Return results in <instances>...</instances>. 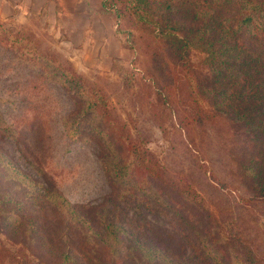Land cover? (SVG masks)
<instances>
[{
  "label": "rangeland",
  "instance_id": "rangeland-1",
  "mask_svg": "<svg viewBox=\"0 0 264 264\" xmlns=\"http://www.w3.org/2000/svg\"><path fill=\"white\" fill-rule=\"evenodd\" d=\"M32 4L3 8L0 1V115L9 128L0 132V154L10 166L6 179L0 168V199L10 200L0 203V264H58L65 246L81 262V234L75 244H47L52 253V246L62 249L53 258L10 228V217L47 211L32 205L44 188L69 202L83 230L99 228L103 208L113 212L123 244L129 232L140 233V242L189 254L181 238L188 228L182 232L183 220L175 216L183 213L228 261L264 264V196L240 163L248 138L198 91V80L208 75L204 55L192 49L185 61L168 57L164 73L154 66L163 40H154L153 29L141 26L131 10L120 19L99 0ZM62 72L88 87L87 98H103L97 116L82 117L86 97L68 90L57 75ZM170 183L199 194L197 212L164 196L170 207L154 204L151 190L160 196V185ZM207 213L211 218L203 222Z\"/></svg>",
  "mask_w": 264,
  "mask_h": 264
},
{
  "label": "trees",
  "instance_id": "trees-1",
  "mask_svg": "<svg viewBox=\"0 0 264 264\" xmlns=\"http://www.w3.org/2000/svg\"><path fill=\"white\" fill-rule=\"evenodd\" d=\"M105 6L116 8V17L120 19L131 10L141 26L148 25L153 29L154 40H163L162 54H154V66L164 73H168L170 67L168 57L185 61L192 49H198L204 55L208 75L198 80L197 89L202 95H208L217 112L248 138L240 163L253 190L259 196H264V0H101V7ZM38 57L51 65L45 55ZM57 75L70 92L86 97L84 91L88 87L79 82L74 74L62 72ZM104 105L106 102L100 96L86 97L82 117L91 119L97 116L96 107ZM8 130L0 115V132ZM99 134L101 132L98 131ZM9 167L5 157L0 154V168L5 173V179L10 173ZM114 170L121 168L115 167ZM114 170H111L113 182L118 184ZM129 171L127 168L123 174ZM156 179L163 184L159 178ZM160 188L164 189L159 192L160 196L157 191L151 190L156 206L164 209L170 207V204L163 202L164 196L182 204L185 201L189 206L186 210L190 209L192 214L198 211L196 205L202 199L185 183H170L167 187L160 185ZM36 193L38 197L32 205L35 203V206L44 207L47 211L33 213L31 217L23 214L6 219L15 222L10 228H15L16 232L21 230L29 243L34 241L40 244L42 250L49 252L53 258H57L56 250L62 249L52 246L55 250L52 253L46 248L47 244H75L74 239L81 234L83 240L79 243L85 245L79 249L81 262L72 259L65 246L63 253H59L58 264H245L235 262L232 257L228 261L214 244H208L195 224L183 218V213L182 216L175 213V216L183 220V226L180 224L182 232L188 228V236L183 234L181 238L189 243L186 244L189 254L178 256L177 253L175 256L155 241L140 242V233L129 232V239L123 244L120 239L123 231L116 226L115 214L110 210L102 213L103 208L97 214L99 228L83 230L81 226H84V221L62 195L46 188ZM3 202L7 205L10 200L0 199V203ZM210 218L209 213L200 217L203 222ZM25 224L26 228L23 229ZM54 226L57 230L46 229ZM98 250L102 251L103 256L97 253Z\"/></svg>",
  "mask_w": 264,
  "mask_h": 264
},
{
  "label": "crops",
  "instance_id": "crops-1",
  "mask_svg": "<svg viewBox=\"0 0 264 264\" xmlns=\"http://www.w3.org/2000/svg\"><path fill=\"white\" fill-rule=\"evenodd\" d=\"M1 2L4 3V6L1 7H5V8H13L17 7V8H29L30 6H34V4H32L34 2V0H0ZM30 2H32L30 4ZM99 4L101 6V0H99Z\"/></svg>",
  "mask_w": 264,
  "mask_h": 264
}]
</instances>
